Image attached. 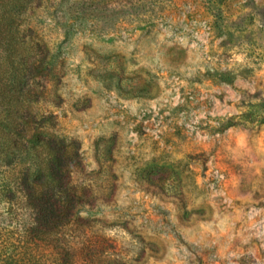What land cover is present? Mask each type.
Returning <instances> with one entry per match:
<instances>
[{"label": "rangeland", "instance_id": "rangeland-1", "mask_svg": "<svg viewBox=\"0 0 264 264\" xmlns=\"http://www.w3.org/2000/svg\"><path fill=\"white\" fill-rule=\"evenodd\" d=\"M29 1L0 28V174L66 148L76 264H264V0Z\"/></svg>", "mask_w": 264, "mask_h": 264}, {"label": "trees", "instance_id": "trees-1", "mask_svg": "<svg viewBox=\"0 0 264 264\" xmlns=\"http://www.w3.org/2000/svg\"><path fill=\"white\" fill-rule=\"evenodd\" d=\"M29 3L0 0V28L14 29L13 36H18L19 18ZM47 143L54 152L48 177L44 171L33 176L27 171L19 175L1 171L0 264H76L78 257L84 258L68 232L75 222L85 224L76 218L75 208L82 199L72 184L69 155L54 137H49ZM20 146L1 141L0 154L6 165L14 162L15 150ZM97 258L95 253V259L83 263L102 264ZM106 264L119 261L110 259Z\"/></svg>", "mask_w": 264, "mask_h": 264}]
</instances>
